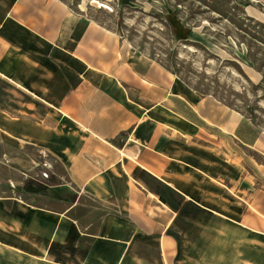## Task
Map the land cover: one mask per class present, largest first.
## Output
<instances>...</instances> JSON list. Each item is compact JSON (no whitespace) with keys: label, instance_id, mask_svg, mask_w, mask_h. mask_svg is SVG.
Listing matches in <instances>:
<instances>
[{"label":"crops","instance_id":"obj_1","mask_svg":"<svg viewBox=\"0 0 264 264\" xmlns=\"http://www.w3.org/2000/svg\"><path fill=\"white\" fill-rule=\"evenodd\" d=\"M133 63L61 0H0V264H264V131Z\"/></svg>","mask_w":264,"mask_h":264},{"label":"rangeland","instance_id":"obj_2","mask_svg":"<svg viewBox=\"0 0 264 264\" xmlns=\"http://www.w3.org/2000/svg\"><path fill=\"white\" fill-rule=\"evenodd\" d=\"M61 1L112 30L128 47L134 69L140 72L145 63H156L184 88L210 95L233 109L251 123L246 127L241 119L244 138L264 131V0ZM250 113L253 120L248 118ZM0 153V161L11 169L24 164V159L14 163L19 153L8 144L0 143ZM244 153L260 160L247 148ZM47 174L37 179L55 182ZM20 177L24 187L23 181L29 178ZM9 188L7 181L0 183V193ZM83 201L92 203L86 197Z\"/></svg>","mask_w":264,"mask_h":264},{"label":"trees","instance_id":"obj_3","mask_svg":"<svg viewBox=\"0 0 264 264\" xmlns=\"http://www.w3.org/2000/svg\"><path fill=\"white\" fill-rule=\"evenodd\" d=\"M236 6V5H235ZM213 11H217V9L215 10V9H212ZM217 13L218 14H221V16H223V17H225V14H222V13H220L219 11H217ZM173 73H177L175 70L173 71ZM259 86H261L260 84H259ZM262 87H263V89H264V83H263V85H262ZM196 91V90H195ZM248 118L250 119V120H253L254 119V116H252L251 115V113H250V115L248 116ZM26 186L28 187V189H31V185L30 184H28V182L26 183ZM24 187H25V185H24Z\"/></svg>","mask_w":264,"mask_h":264}]
</instances>
